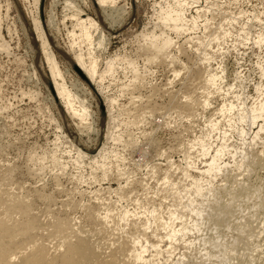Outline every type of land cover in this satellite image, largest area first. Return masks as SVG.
Returning <instances> with one entry per match:
<instances>
[{
    "label": "rangeland",
    "instance_id": "rangeland-1",
    "mask_svg": "<svg viewBox=\"0 0 264 264\" xmlns=\"http://www.w3.org/2000/svg\"><path fill=\"white\" fill-rule=\"evenodd\" d=\"M66 1H69L70 3L76 6V9L80 11V14H81L80 17L83 20L87 18L96 20L97 23H99L100 26L104 28L103 30H106L104 31L105 37L103 40V46L100 47V49H96L95 47L96 49L95 53L99 60V68L101 70L104 69L105 62L110 57H114L117 54L119 56L121 55L120 57L125 56L126 58L129 57V59L130 58L133 60L137 59L136 60L137 64L140 63L138 67H141L139 68L141 75L143 74L142 76L145 78V80H143V83H141L142 85L141 84L135 85L136 89L138 88L137 90L139 91H137L136 89L132 91L134 87L128 89L129 92L127 90H123V87L129 86L131 84L130 82L132 81L131 79L132 73L129 72L130 71L129 69L125 68L126 66L124 64H121V66L123 65L122 67L120 65H119L120 67L117 66L118 67L116 69L117 75L114 74L116 75L115 81H111V80H114V77L107 78L106 81L102 84V86L104 85L103 88H105V90L108 88L107 89L108 93L104 91L103 89L104 91L102 92L103 94L102 93L100 94L99 93L100 91L98 92V88L94 85H87L86 87L84 85H81V83L84 82L85 80L82 79L76 71H73L72 67L70 66L68 60L65 57V54H66L73 60L72 58L73 54L78 51V47L76 45H73L75 38H73V35L71 34V32L73 31V25L75 24V21L71 18V14L74 10L69 9V7L66 4ZM219 1L224 7V9L223 8L221 9L223 12H221V10L220 12H218L220 14L221 13L224 14V11H225V14L230 13V15H237L236 13H238L239 11L240 12L246 11L247 14L253 13L254 11L255 13L263 12L264 14V0H250V1L249 0H238L237 2H234L235 0H219ZM229 2L232 4H230ZM97 3H98L97 0H43L42 6H41L40 18L44 24L47 38L50 41L54 52L56 53V56L60 64V69L63 73V76L65 78L67 85L70 88H73L74 92H77L78 95H81L82 98H86V99L89 98L90 105H91L90 110H92V114L94 112L98 113V114L94 113L95 116H93L92 118L94 122L93 120H91V122L94 123L92 124L94 129L95 127H98L96 128V130H98L97 133L100 132V135H97V133L95 132H94L95 134L92 132H91L92 134L91 133L90 134H80L79 132L80 128L77 126L78 120H74V119L71 120L70 118H66L68 116H66V114L64 113L63 108L62 107L59 108L57 106L55 107V105L51 101V98H53L52 97L53 94L48 90L47 88L48 83L46 82V80H48L49 81L48 86L52 85L50 78L47 77L50 74V72H49L45 59L41 58V53L39 49L40 43L37 41V35L35 31H33L34 27L32 25V20H31L32 18L31 16L35 14L34 13L35 9H33L34 8L33 0H0V13H1V16L3 17V20H2L3 26H2L1 33L3 36V40L9 46V51H4L0 49V174L2 173L0 176H4V174H5V177L8 176L7 180H4L3 183L0 184L1 185L0 194H2V197L4 198H7L8 196H12L15 194L14 196H18L19 198L24 199L23 200L24 202H29V204L31 205V213L34 214L35 212L36 216H38L42 224L40 225V227L38 226L35 227L36 229L33 228L34 231L32 230V234L34 237L35 235L38 236L35 238L38 239L41 245L46 246V247L48 246L52 254L55 248H59V244L62 243L66 238L71 241L77 240V236L75 235L64 236L63 233L58 234L55 237L52 236V231H53L52 225L55 222V220H57L58 218L66 217L70 222L75 223L78 226L79 230L81 231L80 236L89 237L91 239H94L97 242L98 240L99 242L101 241L103 245V247L101 246V248H103L102 252L106 255L110 253L111 247H113L111 246L112 242H118L117 240L119 239L118 235H115L114 237L112 236L113 238H109L107 237V235H103V234L96 235L94 233L93 226L91 225L89 221H87L88 219L86 217V212H85L86 206L88 205L97 206L99 204L98 201L96 200L97 194L94 193V192H97V190L98 191L101 190V192H99L98 194H103V195H100L103 198L111 202L117 201L118 199H116L115 194L112 193L110 196V193H108L107 190H104V188L106 189L110 187L112 190L113 189L115 190L119 187V182L116 180L114 176L109 177L107 181L106 180L100 181L99 179L102 178L103 171L102 170L96 171L95 164L91 165V162H92L91 159L89 158L85 159L84 162L79 167V165L73 164L71 160V156H68L66 154V152L69 151L70 149V148L68 149L67 147V146L70 147V144L66 145V143H70V140L73 144L75 143L74 145H78V148L82 149L83 152L86 151L85 153H87L88 156H90V158L97 157L99 155L98 150L100 153L102 146L103 147L106 146V148L109 147V149L110 148L113 149L114 147L113 142L110 141L109 143H107L106 138H105L107 119H105L106 116L103 117L104 112L99 109L98 102H96L97 99H98L97 101H99L108 96L115 97V98L117 97L116 98L117 101L119 100L120 105L122 104L119 107H117L119 105L117 104L115 108L116 110L119 108L120 112L118 110L117 111L114 110V112H117L116 113L117 115L120 113L122 115L121 116L122 119L120 117L121 119L120 123L122 122L121 123L122 125L120 128L121 131L119 129V132L125 138L126 136L127 138L128 136H130L128 134L129 132H131L132 134L131 136H134V138L135 137L139 138L140 143L138 147L135 148V150H137L138 152L135 151L134 149L132 150L133 152L130 150V152L133 155L131 153H128L129 149H127L126 151V150H123L121 146H115V148H117L119 152L120 151L123 152V153L122 152L120 153H122L123 155L121 161L123 160L124 161L119 164L120 168L118 167V169L119 170L122 169L123 172L126 170L125 172L127 175V177L124 176L123 177L124 179L123 178L121 179L120 181L121 186L123 185L126 186L125 182L127 178H130L131 181L135 180L133 182L134 185L132 184L129 187H127L129 188L127 189V192H126L127 198H125L123 201L121 200L122 201V202L120 201L121 203L119 202L121 205L118 204L119 206L125 207L130 210H134L133 207L134 208L136 207V204H134L132 200L129 201L131 198L134 199L135 197H139V198L141 197V199L147 200L153 197L151 190H147L148 186H152L153 188L154 187L153 185L157 183L156 178H158L160 174H163V172L166 169L170 168L171 165H173V169L177 165L181 167L182 165L183 167L186 166V163L184 160V157H185L184 149L188 145L187 143L192 142L196 137L200 136L201 131L199 130H201V128L204 127V120H205L204 118L200 119L201 117L200 116L198 118L192 117L193 118L192 119L191 117L186 116V114L189 112L186 113V110L183 109L182 111V109H180V107H182L181 104L186 102L185 97H186V94L188 96L187 92L188 91L190 92L191 90L195 89L196 82L194 81L195 82L194 83V82L189 81L192 78L191 76L192 73L191 72L188 73V71L190 70H183L182 73L179 72L178 77H176L175 70L176 72H178L177 69L181 70L182 64H186V63L189 64V66L193 69L195 62H199L196 60L200 59L199 56H201L199 52H196L193 47H191L188 44H183L186 38L188 37V34H186L187 36L184 35L182 37L180 36L179 38H177L176 35L174 34L172 35V37L173 36L174 38L176 37L175 40H177V42L179 41L178 42L179 44L185 45V47L189 48V49L186 48L187 51L184 54L179 53L176 50L177 48L172 49L171 54L173 56V59L177 60V61L175 60L172 65L169 64L170 63L169 61H167L166 63H162L163 65L158 63L155 65H151V66L148 65L147 67H145L146 65H144L145 63L143 62L145 61L144 56L143 55L141 56V54L139 55L140 53L139 48L142 45L141 43L143 42L142 40L143 37L142 38L140 37L142 36L143 32L151 31L152 28H154V23L156 21L155 14L156 12H159V3H161V0H108L106 4L107 8L103 9L105 14L102 13V10L99 8ZM199 5L200 6L206 5L205 0H201ZM8 7H9V11H8V14H6ZM194 11H195L194 9L190 10V13L194 14L195 13ZM218 13L217 12L215 13V18L217 17V19L215 20L216 22L221 20V17H220L221 15ZM263 16L264 15H262V17ZM19 17H21V19H19ZM51 18H52V24L49 26L48 19H51ZM244 18L241 19L240 22L244 21ZM259 25L261 26L264 25V19H263V24H259ZM236 26L238 28L239 24H237ZM258 26L252 31L254 32L256 30H259L260 28ZM261 28H264V26ZM77 34H78V31H77ZM198 34H200L199 31H198ZM95 36H96L95 38L96 40L97 37H99V34L98 35L95 34ZM232 40L233 38L231 39L229 38L228 41H226L227 43H225V45L223 46L222 53L221 52L217 53L218 55H222V56L216 55L217 58L213 64L215 67H217L218 62L219 63L223 62V65L226 67V71H227L226 75L228 76L229 80L233 79L236 73H239L242 76L251 77L250 78L251 82H250L247 92L249 94H252V96H255L256 93L253 90V85L255 82L259 81L260 71L257 68L256 64L258 63V61L260 62L261 60V59L259 60L257 57L259 54H261V51L251 44H249L248 47L238 46V45H236L235 47L234 46L235 41L233 40V43H232ZM82 46L85 47V44H83ZM83 51L86 52L87 48L85 47ZM193 59H195V61H193ZM191 60L194 63H192ZM185 61L186 63H184ZM125 69H127L126 72H125ZM35 72L37 73L38 76L35 74ZM189 76H191V78H188ZM38 77L40 78V80L38 79ZM112 82H116V83H112ZM125 82L126 84H124ZM107 86L109 87L111 86V87L109 88ZM154 88H155V91L153 92L152 90ZM124 92L125 93L128 92L129 95L127 93L125 94ZM130 92L131 93L135 92L134 97H139V100L138 99L136 100L138 101L136 106L130 100L132 98V95ZM172 92L177 96V101L179 102L178 109H177L178 105L172 106L170 102L171 99H169V96L170 95L171 97L173 96L171 94ZM153 93L154 94L156 93V94L154 95ZM118 94H120V96ZM197 94H200V93L197 91L195 95ZM152 95L154 96L152 97ZM92 97H95V98L92 99ZM147 99L149 102L147 101ZM212 102L213 103L211 106V110H215L214 108H217L218 105H221L222 98H220L219 96H215L213 97ZM142 103H144L145 105ZM141 105L149 106V107L155 106L156 109H158L159 107V109L162 108V110L161 109L156 110L155 115H152V116L151 115L147 116L143 113V111H139L138 114L143 113L147 117V121L149 122L145 121L146 123L145 122L141 123L143 125L139 124L137 126L138 128L136 126H133V127L130 126L127 129L123 123L126 122V120H128L129 118L128 111L131 113V111H134L135 108H138V106H141ZM124 109H125V112L122 113ZM198 112L201 113L202 110H199ZM198 112H196V114H198ZM208 112L210 111L208 110ZM163 117L164 118L166 117L165 120H163L164 119ZM187 117L188 119L186 120ZM102 120H103V123H102ZM95 121L96 122L99 121V122L96 123ZM75 122L77 125L75 124ZM175 123L179 126H177ZM60 124H62V126L64 127L63 129L64 131H61L58 128ZM200 125L203 127H200ZM100 128H103V130ZM254 130L255 131L257 130V126L254 128ZM61 135H65V137ZM147 136L152 141L149 140ZM235 137L237 138V136ZM235 137L232 138L229 141V143H234V142L238 143V139H236ZM65 138L68 140V142L67 140H65ZM234 139H236L237 141ZM261 139L262 141H260L259 139L257 142L258 145L254 147V151L257 153V155L261 157H258L256 159V161L253 164V167L251 168L253 170L248 171L249 174L248 172L241 173L242 171L239 173L233 172L230 174L231 176L229 177H231V179L234 178L233 179L234 181L233 180L231 181V179L228 177L226 181L222 182L223 180L222 176H219V178H217L218 181L217 180L215 181V184L217 186H220L221 184H222L221 186H227L226 187L227 191L232 192V193L234 191L235 193L233 194V196L235 197L236 195L235 198L233 197V200L235 201L231 200L233 204H230L231 202L230 203L228 202L230 204V208L225 209L222 212V215L218 214V216L213 217V219L215 218L217 219V223L219 224L217 228L214 227V225L210 224L211 227L208 225L209 226L208 229L210 231H207L208 233H206L208 236L210 233V236H211V237L209 236L210 238L212 237L216 238L219 236L221 238L219 240L220 241L225 240L224 242H226L225 244L229 246V248L231 247L230 246L231 243L234 241L233 238L234 239L238 237L239 239L241 238L240 239L241 243L235 245L234 247L235 250L232 253H230L228 258L224 262L225 264H264V201H263L264 196H262L264 193V188H263L264 187V153L260 154L261 153L260 151L262 150L264 151V140H263L264 134H263V137H261ZM145 140H146V145H144ZM183 141L185 142V144L183 143ZM212 141H214V148H216V143L218 144L219 141L215 137ZM111 144H113V147ZM153 146L156 148H153ZM148 147L149 148L151 147V149L153 148L152 152L150 151L151 149H149ZM56 151H57V154L64 156L63 158L64 160L61 159L62 161L61 163L64 168L61 165L52 164L51 160H49L51 159L49 157L53 154V152H56ZM62 151L63 152L66 151L64 153L65 155L61 154L63 153ZM134 151L138 155L135 154ZM191 153H192V158L197 161L196 165H198V169H204L206 165L204 166L202 163L206 159H207L206 160L207 162L209 160V157H206V158L200 157L196 149L191 150ZM46 155L48 158H46ZM43 156L47 160H45ZM227 157L225 159H231ZM133 159L135 161H133ZM125 162H126V166L128 165L127 167H125ZM90 165L92 166V168L90 167ZM123 165L125 167V170L123 168ZM153 166H156L159 168L158 176L152 175L150 169H152ZM115 167H116V164H115ZM113 169L114 171L112 173L116 174L118 170L116 168H113ZM173 169L172 171H174ZM194 169H191L193 174L199 173V171H195ZM98 173L101 175V176L99 175L100 178H98ZM127 173H129V176ZM179 173L178 171L176 173L174 172L175 175L173 174L172 176L174 177L173 179L179 180L177 179V178H180L181 176ZM238 174L239 175L241 174V176H237ZM92 175L96 177V179L95 178L93 179ZM160 177L161 175L159 176V178ZM237 177H238V180L241 179L242 181L239 180L240 181L239 182L236 179ZM78 178H80L81 180L79 181ZM189 180L191 181V179H186V182L182 184L184 185L186 183L188 185L190 183ZM243 180H245L244 181L245 184L248 185V189L246 187V191L241 190L243 189V187L241 186H244V187L246 186V185H243L244 184ZM140 181L142 182L141 183L142 185H140ZM97 182H99V184ZM217 182L219 183V185ZM144 183L147 184L146 185L147 188L145 187V190L151 193H148V194L146 193V195H144L145 190H143V188L141 187L143 186ZM238 183H240L241 185L238 186ZM229 185L233 187H229V190H228ZM259 187H261V189ZM256 189H259L260 191H257V193H255ZM131 190L134 192L132 193ZM128 192L131 194H129ZM222 192L223 194L222 193L220 194L221 201L222 203L223 202L227 203V201H229L231 197L230 195L228 196L226 195V193L228 194V192L223 191V190ZM10 193L12 195H10ZM6 194H9V195L6 196ZM242 195L245 197H242ZM226 199H229V200H226ZM156 202H158V198L156 199ZM169 202L170 201L166 200V206H167V203L169 204ZM6 208H7V201L1 202L0 216H1V211L2 213L5 212ZM99 208L101 209L102 207L99 206ZM14 220L21 221L22 218L20 215H17V216L15 215ZM245 220H247L248 222ZM85 223L88 225H86ZM242 223L245 224L247 227H244L245 226L244 225L243 226L244 231L242 230L241 232L240 228L238 227L242 226L243 225ZM235 224L236 225L239 224V225H237L236 227ZM12 225H16V224L11 223V226ZM227 226H229V228ZM235 227L238 228V230ZM214 228L217 229L216 232H214L215 231ZM133 229H134L133 231H135V228ZM13 236L11 238L6 237L7 239L5 240L3 238V242L11 241L12 243L16 242L17 244H20V243L25 244L26 246L24 245V249L21 250V252L25 253V251H29V248L33 244H31L30 241H27L28 243L26 244V242H24V239L26 237H23L24 236L23 234L21 236L20 233H16ZM8 239H11V240H8ZM125 240L130 241L128 238L124 236V238L120 240L119 243ZM219 240L218 242H220ZM230 241L232 242L230 243ZM214 242H217V240H215ZM208 245L206 246V248L208 249L210 247V249L208 250H210L211 253H213V255L215 254L216 255L215 257H211L210 261L207 262L208 260L206 259V257L205 256L202 257V254H201L203 252L205 253V251L203 252L199 251L197 253L193 252L192 255H189L190 252L188 251V256L190 257V258L188 257L189 258L188 262L193 261L194 264H197V263L198 264H202V263L203 264H211V263L212 264H224L223 262L220 261L222 260V256H223V252L221 251V249L219 247L218 248L216 247V250H215L214 249L215 247H213L210 244ZM184 252L186 251L183 250L182 246L181 248L178 247V249L175 251V254L173 255V258L169 259L168 263L166 260L167 254L160 256L157 262L158 264H163V263L164 264L166 263L176 264L177 257L178 256L180 257V255ZM221 252L222 254H220ZM204 253L203 255H205ZM19 255L21 256L20 253L14 256L13 260L15 259L14 261H17L20 257ZM194 255H196V257ZM195 258H196V261H194ZM189 263L191 264V262Z\"/></svg>",
    "mask_w": 264,
    "mask_h": 264
},
{
    "label": "bare ground",
    "instance_id": "bare-ground-1",
    "mask_svg": "<svg viewBox=\"0 0 264 264\" xmlns=\"http://www.w3.org/2000/svg\"><path fill=\"white\" fill-rule=\"evenodd\" d=\"M42 1L43 0H33V5H34L33 9H35L34 10L35 14L31 16L32 17L31 20H32V25L34 27L33 31H35V33L37 35V41L40 43L39 49H40V53H41V58L45 59L46 64H47L48 69H49V72H50V74L47 77L50 78L52 85L48 86L49 81L46 80V82L48 83V85H47L48 90L53 94V96H52L53 98H51V101L55 105V107L57 106L59 108L60 107L63 108L64 113L66 114V116H68V117L65 116L66 118H70L71 120L72 119L78 120V122L76 121L78 123V125L76 124V122H75V124L80 128L79 129L80 134H90L91 132L97 133L98 130H96V128H98V127H95V129H94V127L92 125V124H94L93 123L94 120L92 118H93V116H95L94 113H97V112L93 111L94 113L92 114V110H90L91 105H90L89 98L88 99L82 98L81 95H78L77 92H74L73 88H70L67 85L65 78L63 76V73L60 69V64H59L58 58L56 56V53L54 52L52 45L47 38L44 24L40 18ZM97 1H98L97 4H98L99 8L102 10V13L105 14L103 9L107 8L106 4H107L108 0H97ZM237 1L238 0H235L234 2H237ZM200 2H201V0H161V3H159V12H156V14H155L156 21L154 23V28H152L151 31L143 32L141 37L139 36L140 38L143 37V39H142L143 42L141 43L142 45L139 48L140 49L139 55L141 54V56L142 55L144 56L145 61H143V62L145 63L144 65H146L145 67H147L148 65L151 66V65L158 64V63H160V64L166 63L167 61H169L170 62L169 64L172 65L176 59H173V56L171 54V52H172L171 50L174 48H177L176 50L179 53L184 54L187 51L186 48H188V47H185V45L179 44L178 43L179 41L177 42V40H175V38L176 37L179 38L180 36L182 37L186 34H188V37L186 38V40L183 44L190 45L191 47H193L195 49L196 52H199V54L201 55V56H199L200 59L196 60L199 62H195V64H194L195 69L194 68L192 69L189 66V64H187L185 61L184 63H186V64H182L181 70L177 69L178 72H176V70H175L176 77H178L179 72L182 73L183 70H190V71H188V73L189 72L192 73V75H191L192 78H191V76H189L188 78H191L192 80L190 79L189 81H191V82L195 81L196 82V83L194 82L195 83V89L191 90L192 89L191 88L190 89L191 91L187 92L188 96L186 94V97H185L186 100L184 99L186 102L181 104L182 107H180V109H182V111H183V109L186 110V113L189 112L187 114L185 113L186 116H188V117H191V118L197 117L198 118L201 116L200 119H202V118L205 119L204 120V127L200 125V127H203V128H201V130H199V131H201L200 136L196 137L192 142H189L190 144L186 142L188 145L186 146V148L184 147L185 148L184 149L185 157L183 156L185 163H186V166L183 167V165H182V167H181V166L177 165L173 169V165H171V167L166 169L163 172V174H160L161 175L160 178H159L160 175L158 172L159 168L156 167L157 165L153 166L152 169H150L152 175H154V176L159 175L158 176L159 179L155 177L157 179V183H155V185H153L154 187L152 188V186H148V189H147V190H151L153 197H151L150 199H147L148 198L147 197L146 198L147 200H143V199H141V197L140 198L135 197L134 199L130 197L131 199L129 201L132 200V202L134 204H136V207L135 208L133 207L134 210H130V209H127L125 207L119 206L118 204H120L125 198H127L126 192H127V189H129L127 187L132 185L135 180L131 181L130 178H127V180L125 182L126 186L125 185L121 186V183H120L121 179L124 176L127 177L126 172H125L126 171L125 167H127L128 165L126 166V162H125V167L123 165V168L125 170L124 172L122 171V169L121 170L118 169V167L120 166L119 164L124 161V160L121 161L122 157H123V155H122L123 152L120 151V152H122V153H120L117 150V148H115V146H121L122 149L126 150V151H127V149H129L128 153H131L130 150L131 151L133 149L135 150V148L138 147L140 142H139V138H136V137L134 138V136H131L132 134H131V132H129L130 129L128 131L129 132L128 134L130 135V136H128V138H127V136L125 138L119 132V129L121 128V125H122L121 124L122 122L120 123V120L122 119V117H121L122 115H121V113L117 115L116 114L117 112H114V110H116L115 108H116L117 104H119L117 107L121 106L122 104L120 105V103H119L120 101L119 100L117 101V99H116L117 97L115 98V97H110L107 95L109 98L105 97L104 99H101L99 101H97L98 100L97 99L96 102H98L99 109L104 112L103 117L106 116L105 119H107L105 138H106L107 143H109L110 141L113 142L114 147H113V144H111L113 149H111V148L109 149V147L106 148V146L105 147L102 146L100 153L98 150L99 155L97 157L90 158V156H88V154L85 153L86 151L83 152L82 149L78 148V145H74L75 143L73 144L71 142V140L69 139L70 143H66V145L70 144V147L67 146L68 149L69 148L70 149H69V151L66 150L67 152L66 151L65 152L68 156H71V160H72L73 164L79 165V167L84 162L85 159H87V158L91 159L92 160L91 165L95 164L96 171H100V170L103 171V176L101 179H99L100 181H104V180L107 181V179L109 177L114 176L116 178V180L119 182V187L115 190L114 189L112 190L110 187H108L106 189L104 188V190H107V192L110 193V196L112 193H114L116 196V199H118L117 201L111 202V201L103 198L102 196H100L103 194H98L99 192H101V190H99V191L97 190V192H94V193L97 194V195L96 194L95 195L97 196L96 200L98 201L99 204L97 206L88 205L85 207L86 217L88 219L87 221H89L91 223V225L93 226L94 233L96 235L97 234L107 235V237H109V238H113L115 235H118L119 236V239L117 240L118 242H112L111 246H113V247H111L110 253H108V255H106L102 252L103 248H101V246L103 247V245H102L101 241L99 242V240H98V242H97L94 239H91L89 237L80 236L81 231L79 230L78 226L75 223L70 222L66 217L58 218L57 220H55L53 225L51 224L53 227L52 228L53 229L52 236L55 237L58 234L63 233L64 236L75 235V236H77V240L71 241V240H68L66 238L62 243L59 244V248H55V250L52 254L50 252V249L48 248V246L46 247V246L41 245L40 242L38 241V239L35 238L38 236L35 235V237H34L32 234L33 228L36 229L35 227H37V226L40 227V225H42V224H41L38 216H36V213L34 212L35 215L33 213H31V205L29 204V202H24L23 201L24 199H21L18 196H14L15 194L12 195L10 193V195H12V196H8L7 198L2 197V194H0L1 195L0 196V204H1V202L7 201V208H6L5 212H3L4 214L1 211V216H2V214H3V216L2 217L0 216V264H158L157 261L159 260V257L164 255V254H167L166 260L168 263V260L173 258L175 251L178 249V247L181 248V246H182L183 250H185L186 252L182 253L180 255V257L178 256L179 258L177 257V259H176L177 263L176 264H186V263L190 264L189 262H191V264H194L193 261L188 262V259L190 258L188 256V251L190 252L189 255H192L193 252L197 253L199 251H201V252L205 251V253L203 252L205 255H203V253H201V254H202V257L203 256L206 257V259L208 260L207 262L210 261L211 257L216 256L215 254L213 255V253H211L210 250H208V249H210V247L208 249L206 248V246L208 244L215 247L214 248L215 250H216V247L217 248L219 247L221 249V251L223 252V256H222V260H220V261L224 263L226 261V259L228 258V256L230 255V253H232L235 250V248H234L235 245L241 243V240H240L241 238L240 239H239V237L235 238V239L233 238L234 241L233 242L230 241V243L231 242L232 243H231V245L229 244L231 246L229 248V246H227L225 244L226 243V242H224L225 240H221V241L219 240V239H221L219 236L216 238L215 237L210 238L211 237L210 233H209L210 237L206 233H208L207 231H210L208 229L209 226L211 227V225H214V227L217 228V226L219 225L217 223V219L215 218L216 219V221H215V219H213V217L218 216V214L222 215V212L225 209L230 208V204H233V202H231V200H233V197H234L233 194L235 192L234 191H233V193L228 192L226 189L227 186H221L222 184L220 186H217L215 184V181L217 180V178H219V176H222V179H223L222 182H223V181H226L227 178L229 176H231L230 174L233 172L239 173L242 171L241 173H245V172H248L250 170H253L251 168L253 167L254 162L256 161V159L258 157H261V156L257 155V153L254 151V147L256 145H258L257 142L259 139H260V141H262L261 137H263V134H264V28H261L264 25L263 26L259 25V24H263L264 16L262 17V15H264V14H263V12L262 13H260V12L255 13V11L253 13H250V14L249 13L247 14L246 11L245 12L239 11L238 12L239 14L236 13L238 16L237 15H230V13L225 14V11H224V14H222V13L220 14L218 12H220V10L222 8L224 9V7L222 6V4L220 3L219 0H205L206 5H204V6L202 5L203 7L199 5ZM66 4L70 10H74L71 14V18L75 21V24L73 25V31L71 32V34L73 35V38H75L73 45H76L78 47V51L73 54V57H72L73 60L66 54H65V57L68 60L73 71H75V68H77L81 72V74L84 76L85 81L84 80L83 81L85 83L82 82L81 85H84L85 87L87 85H94L98 88V92L100 91L99 92L100 94L104 91L107 92L108 88L105 90V88H103L104 85L102 86V84L106 81L107 78H113L114 77V80H111V81H115V77L117 75L116 69L118 68L117 66H119V65L121 66V64H124L126 66L125 68L129 69L130 70L129 72L132 73V75H131L132 81L129 80V81H131L130 82L131 84L129 83L130 84V85L128 84L129 86L124 85L125 87H123V90L128 91V89L134 87L132 89V91H133L134 89H136V86H135L136 84L143 83V80H145V78L142 76L143 74L141 75V72L139 69L141 67H138L140 63L137 64V61H136L137 57L136 56H135L136 60H133L131 58L129 59V57L126 58L125 56L120 57L121 55L119 56L117 54L114 57H110L105 62V67L103 70H101L99 68V60L96 56L95 50L100 49V47L103 46V40L105 37L104 31H106V30H103L104 28H102L100 26V24L97 23L96 20H93L91 18H87V19L83 20L80 17V15H81L80 11L78 9H76L75 5H73L69 1H66ZM230 4H232V3H230ZM193 9L195 10L194 14L190 13V10H193ZM238 9H240V8H238ZM8 11H9V7L7 8L6 14H8ZM216 12L221 15V16L219 15L221 17V20L218 22L215 21L217 19V17L215 18ZM221 12H223V11L221 10ZM44 13H46V12H44ZM243 18H244V21L240 22L241 19H243ZM19 19H21V17H19ZM2 20H3V17L1 16V13H0V40H1L0 41V49L4 50V51H9V46L3 40V36L1 33L2 32V26H3ZM51 24H52V18L48 19V25L50 26ZM237 24H239L238 28L236 26ZM118 25H119V23H118ZM257 26L260 29L253 32L252 30L257 28ZM77 31H78V34H77ZM198 31L200 34H198ZM95 34H97V35L99 34V37H97L96 40H95V38H96ZM173 34L176 35L175 38H174V36L172 37ZM229 38L230 39L233 38V40L235 41L234 42L235 47H236V45L248 47V45L251 44L261 51V54H259L257 56L258 59L259 60L261 59V60H260V62L258 61V63L256 64L257 68L260 71L259 81L255 82L253 85V90L256 93L255 96H252V94H249L247 92L249 85H250V82H251V79H250L251 77L242 76L239 73H236L234 75L233 79L229 80L228 76L226 75L227 71H226V67L223 65V62L222 63L218 62L217 67H215L213 64L217 58V56H216V55H218L217 53H219V52L222 53L223 46L225 45V43H227L226 41H228ZM233 40H232V43H233ZM83 44H85V47L87 48L86 52L83 51L85 48L82 46ZM95 47H96V49H95ZM135 51H136V49H135ZM218 56H222V55H218ZM195 59H193V61H195ZM193 61H192V63H194ZM37 63H38V61H37ZM145 67H144V69H145ZM173 67H174V65H173ZM127 69H125V72ZM174 69H176V68H174ZM35 74L37 75L36 72H35ZM114 74H116V75H114ZM129 77H127V78H129ZM38 79L40 80L39 77H38ZM112 83H116V82H112ZM124 84H126V82ZM107 87H109V86H107ZM103 89H104V91H103ZM121 90H122V88H121ZM137 91H139V90H137ZM152 91L154 92L155 88ZM197 91L200 94L195 95L197 93ZM128 92H126V93L128 94ZM134 93L135 92L131 93L132 98L130 97L131 98L130 100L136 106L137 102H138L136 100L137 99L139 100V97H134V95H135ZM171 94L173 96L171 97V95H170L169 99H171L170 102H171L172 106L178 105L179 102L177 101V96L173 92ZM118 95L120 96V94H118ZM154 95H152V97ZM91 96H93V95H91ZM215 96H219L220 98H222V102H221V105H218L217 108H214L215 110H211V106L213 103L212 99ZM93 98H95V97H92V99ZM142 100H144V99H142ZM147 101H148V99H147ZM133 104H131V105H133ZM142 104H144V103H142ZM146 105H148V104H146ZM154 107L141 105V106H138V108H135L134 111H131V113L128 111V114H129L128 117L129 118L127 117L128 120H126V122H124L125 121V119H124L123 124L128 129V127H130V126H132V127L136 126L137 127L139 124H141L145 121L149 122V121H147V117L145 115H147V116L151 115L152 116V115H155L156 110H160V109L162 110V108L159 109V107H158V109H156V107L155 108ZM178 108H179V105H178L177 109ZM180 109H179V111H180ZM117 110L119 111V108ZM199 110H202V112L201 113L198 112ZM208 110L210 112H208ZM139 111H143V113L145 115L143 113L138 114ZM123 112H125V109H124V111H122V113ZM196 112H198L199 115L196 114ZM146 113H148V114H146ZM158 113H160V112H158ZM182 116H183V114H182ZM120 117H121V119H120ZM188 117L186 118V120L188 119ZM165 118L163 120H165ZM91 120H93V122H91ZM103 120H102V123H103ZM98 122H96V123H98ZM168 122H170V121H168ZM141 125H143V124H141ZM152 125H153V123H152ZM177 126H179V125H177ZM256 126H257V130L255 131L254 128ZM58 128L61 131H64L63 130L64 127L62 126V124H60ZM100 129L103 130V128H100ZM120 131H121V129H120ZM122 131H124V130H122ZM140 131H139V133H140ZM144 134H145V132H144ZM97 135H100V132L97 133ZM61 136L65 137V135H61ZM235 136H237V138ZM77 137H79V136H77ZM140 137H141V135H140ZM214 137L219 141L218 144L216 143V148H214V141H212L214 139ZM234 137L236 139H238V143H236V142L229 143V141ZM236 139H234V140H236ZM59 140H60V138H59ZM65 140H67V139L65 138ZM149 140H151V139L149 138ZM79 141H80V139H79ZM67 142H68V140H67ZM153 142H155V141H153ZM144 143L143 144L146 145V140ZM183 143L185 144L184 141H183ZM149 144H151V143H149ZM121 147H119V148H121ZM153 148H156V147L153 146ZM178 148H180V147H178ZM149 149H151V147ZM152 149L150 150L151 152H152ZM194 149H196L198 151L200 157H202V158L209 157V160L207 162H206V160H207L206 159L202 163L204 166L206 165L204 169H198V165H196L197 161L192 158L193 152L191 153V150H194ZM55 150H56V148H55ZM58 151H59V149H58ZM135 151H137V150H135ZM135 151H134V153H135ZM65 152H63L61 154H64ZM253 152H255L256 154ZM260 152H259L260 154L264 153L263 150ZM58 153H60V152H58ZM142 153H143V151H142ZM135 154H137V153H135ZM144 154H146V153H144ZM127 156H128V154H127ZM227 156H229V157H227ZM134 157H132V158H134ZM226 157L231 158V159H225ZM46 158H48L47 155H46ZM49 158H51L49 160H51L52 164L62 166L61 159H63L64 156L57 154V151L53 152V154ZM44 159H45V157H44ZM45 160H47V159H45ZM113 160H114V162H113ZM230 160H232V161H230ZM69 161H70V159H69ZM125 161H126V159H125ZM133 161H135V160L133 159ZM138 162H140V161H138ZM65 163H67V162H65ZM63 164H64V162H63ZM115 164H116V167H115ZM91 165H90V167L92 168ZM62 167H61V169H62ZM81 168H82V166H81ZM113 168H116L118 170L116 174L112 173L114 171ZM194 168H196V169H194ZM97 169H99V170H97ZM172 169L174 171H172ZM191 169H194L195 171H199V173L193 174ZM128 170H129V168H128ZM96 171H94V172H96ZM131 171H133V170H131ZM177 171H178V173L180 172L179 174L181 175L180 178H177L179 180H175V179H173L174 177H172L174 172L176 173ZM9 173H11V172H9ZM91 173H93V172H91ZM127 174L129 176V173H127ZM248 174H249V172H248ZM99 175L100 174L98 173V178H100V176H101V175L100 176ZM133 176H135V175H133ZM237 176H241V174L240 175L238 174ZM7 177H5V174H4V176H0V184L3 183L4 180H7ZM89 177H91V176H89ZM92 178L96 179V177H94V176ZM115 178H114V180H115ZM229 178L231 179V177H229ZM241 178H243V177H241ZM186 179H191V181L189 180L190 183L188 185L186 183H185L186 185L185 184L183 185L182 183L186 182ZM233 179H231V181ZM236 179L238 180V177ZM236 179H235V181H236ZM244 179H245V177H244ZM78 180L80 181L81 179L78 178ZM239 180H241V179H239ZM244 181L245 180H243V182ZM142 182H143V180H142ZM142 182L140 181V185H142L141 184ZM97 183L99 184V182H97ZM146 183H148V182H146ZM146 183H144L145 185L143 184V186H141L143 188V190H145V187L147 188ZM229 183H230V181H229ZM218 185H219V183H218ZM239 185H241V184L238 183V186ZM243 185H246V186L245 187L241 186V187H243V189H241V190L246 191V187L248 189V185L245 184V182ZM150 187H151V189H150ZM229 187H233V186L229 185L228 190H229ZM224 188H225V190H224ZM259 188L261 189V187H259ZM238 189H239V187H238ZM222 190L228 192V194L226 193V195L227 196L230 195V197H231L230 200L226 199V200H229V201H227V203H224V202L222 203V201H221L220 194L221 193L223 194ZM128 191H130V190H128ZM145 191H144V195H146V193L147 194L151 193V192H147V191L145 192ZM257 191H260V190L256 189L255 193H257ZM133 192L134 191H132V193ZM129 194H131V193H129ZM7 195H9V194H6V196ZM262 196H264V193ZM235 197H236V195H235ZM242 197H245V196L242 195ZM106 198H108V197H106ZM157 198H158V202H156ZM166 200L170 201L169 204L167 203V206H166ZM233 201H235V200H233ZM89 202H90V200H89ZM228 202L229 203L231 202V203L229 204ZM4 205H6V204H4ZM82 206H84V205H82ZM99 206L102 208L100 209ZM76 208H78V207H76ZM15 215L16 216L20 215L22 220L21 221H15L14 220ZM245 221H247V220H245ZM11 223L16 224V225L11 226ZM239 224H237V225H239ZM86 225H88V224H86ZM237 225H236V227H237ZM244 225L245 224L238 227V228H240L241 232H242V230L244 231V229H243L244 227H247L246 225L245 226ZM227 227L229 228V226H227ZM133 228H135V231H133L134 230ZM238 228H236V229L238 230ZM211 230H212V228H211ZM214 230H215L214 232H216L217 229L214 228ZM211 232H213V231H211ZM16 233H20L21 236L23 234L24 235L23 237H26L24 239V242H26V244L28 243L27 241H30V243L33 244L29 248V251L24 250L25 253L21 252V250L24 249L25 244H22V243L17 244L16 242L12 243L11 241L3 242V238H4V240L7 239L6 237L11 238ZM88 234H90V233H88ZM124 236L126 238H128L130 241L125 240V241H122L119 243V241L122 240L124 238ZM63 238H65V237H63ZM8 240H11V239H8ZM215 240H217V242H214ZM218 240L220 242H218ZM216 243H218V244H216ZM44 245H46V244H44ZM196 247H197V249H196ZM201 247H202V249H201ZM220 249H218V250H220ZM222 252L220 254H222ZM19 253L21 254V256L20 255H19L20 257L17 256V257H19V259L17 261H14L15 259L13 260V257L18 255ZM127 255H129V256H127ZM199 255H198V257H199ZM194 256L196 257V255H194ZM192 260H194V259H192ZM194 261H196V258Z\"/></svg>",
    "mask_w": 264,
    "mask_h": 264
},
{
    "label": "water",
    "instance_id": "water-1",
    "mask_svg": "<svg viewBox=\"0 0 264 264\" xmlns=\"http://www.w3.org/2000/svg\"><path fill=\"white\" fill-rule=\"evenodd\" d=\"M75 71L78 73L79 76H81L84 79V76L81 74V72L77 68H75Z\"/></svg>",
    "mask_w": 264,
    "mask_h": 264
}]
</instances>
